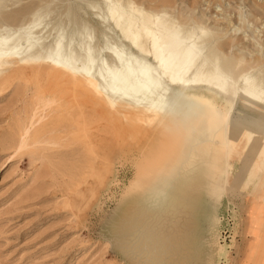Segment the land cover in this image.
Listing matches in <instances>:
<instances>
[{"label": "rangeland", "instance_id": "374dc122", "mask_svg": "<svg viewBox=\"0 0 264 264\" xmlns=\"http://www.w3.org/2000/svg\"><path fill=\"white\" fill-rule=\"evenodd\" d=\"M88 1L8 0L0 19L35 2L66 31ZM134 1L196 22L222 63L264 75V0ZM51 87L27 68L0 91V264H264V154L218 141L177 156L89 100L49 102ZM172 162L169 192L152 186Z\"/></svg>", "mask_w": 264, "mask_h": 264}, {"label": "bare ground", "instance_id": "6f19581e", "mask_svg": "<svg viewBox=\"0 0 264 264\" xmlns=\"http://www.w3.org/2000/svg\"><path fill=\"white\" fill-rule=\"evenodd\" d=\"M87 6L78 19L68 18L66 31L35 2L1 17L0 91L30 68L36 79L51 82L49 102L82 106L89 100L132 137L160 133L177 156L218 141L224 148L251 144L264 154L262 73L222 63L210 32L196 22L193 29L167 9L134 0H89ZM228 105L237 111L230 117L223 111ZM30 129L20 131V148L28 145ZM177 168L173 164L165 176L153 173L152 186L170 190L180 177Z\"/></svg>", "mask_w": 264, "mask_h": 264}]
</instances>
